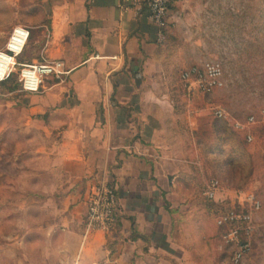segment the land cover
<instances>
[{"label": "crops", "instance_id": "0c3cea01", "mask_svg": "<svg viewBox=\"0 0 264 264\" xmlns=\"http://www.w3.org/2000/svg\"><path fill=\"white\" fill-rule=\"evenodd\" d=\"M118 2L41 0L46 20L33 26L25 62L58 59L66 72L31 93L23 151L43 177L58 176L53 196L68 264H215L214 214L185 192L179 177L191 171L180 167L184 147L174 143L198 122L168 100L172 86L157 82L162 45L146 10L123 11ZM93 180L116 189L119 219L108 240L85 231Z\"/></svg>", "mask_w": 264, "mask_h": 264}, {"label": "rangeland", "instance_id": "374dc122", "mask_svg": "<svg viewBox=\"0 0 264 264\" xmlns=\"http://www.w3.org/2000/svg\"><path fill=\"white\" fill-rule=\"evenodd\" d=\"M46 16L41 0H0V50L15 26H25L30 34L18 61L26 57L36 31L33 26ZM161 45L163 61L158 70L165 75L157 82L172 86L168 100H173L179 113H186L189 123L198 122L192 132L188 125L184 141L174 142L178 148L184 147L180 154L185 162H180V167L191 171L189 176L179 177L187 187L185 192L193 197V203L196 200L204 206L206 184L217 178V197L227 201L213 206L214 211L229 202L237 206V190L252 192L261 206L253 213L251 248L240 264H264V0H174ZM215 60L223 70L222 87L202 93L195 85L191 90L184 86L182 70ZM17 72L18 67L14 76L0 84V264H68L72 256L61 252L63 238L53 196L58 176L49 173L43 177L37 159L23 151L27 141L21 130L25 117L31 115L26 110L31 93L22 90ZM217 108L227 114L230 129L223 130L228 134L224 144L232 151V162L224 163L226 153H220V165L214 167V153L208 151ZM249 117H253L250 122ZM235 121L244 129L236 128ZM212 169H217L216 174ZM99 182L93 180L88 195ZM116 227L104 233L106 239L115 234ZM219 233L221 250L211 252L215 264H232Z\"/></svg>", "mask_w": 264, "mask_h": 264}, {"label": "built area", "instance_id": "2783aa9c", "mask_svg": "<svg viewBox=\"0 0 264 264\" xmlns=\"http://www.w3.org/2000/svg\"><path fill=\"white\" fill-rule=\"evenodd\" d=\"M169 0H119L121 10L128 9L146 10L148 18L156 27V41L163 44L166 40L167 12ZM29 30L25 26H15L5 44L0 50V81L6 79L11 73L18 70V81L23 91L37 93L48 78L59 79L66 71L61 60H42L33 63L17 62L18 55L23 51L28 38ZM180 78L186 87L195 85L202 93L223 86V70L220 62L208 61L192 65L182 70ZM217 117L226 118L223 109L217 108ZM249 117L248 121H252ZM236 128L243 124L234 122ZM248 139H251L248 136ZM219 189V182L211 179L203 194L206 198L214 199L215 192ZM237 206L215 216L217 226H226L224 240L232 244L233 250L230 257L232 264H240L251 248V234L253 231V213L260 209V200L252 193L237 190ZM119 219L118 199L115 187L107 181H100L86 197V212L84 226L86 232L102 231L109 233Z\"/></svg>", "mask_w": 264, "mask_h": 264}, {"label": "trees", "instance_id": "16d2710c", "mask_svg": "<svg viewBox=\"0 0 264 264\" xmlns=\"http://www.w3.org/2000/svg\"><path fill=\"white\" fill-rule=\"evenodd\" d=\"M174 0H169V3H168V12H167V17H168V15H169V10H170V8H171V6H172V2H173ZM23 51H24V49H23ZM23 51L21 52V54L23 53ZM20 54V55H21ZM20 55H18V57H17V62L19 63V64H22V63H27V64H29V62H25V58L24 57H21V59L18 61V58H19V56ZM19 68H20V66H18V70H19ZM17 75H18V72L16 73ZM12 76H14V73H11L6 79H4V80H1L0 81V84H4L7 80H8V78L10 77H12ZM9 78V79H10ZM20 87H21V85H20ZM225 128V129H221V128ZM228 129H230L229 127H227V125H226V120H224V119H222V118H219V117H215V119L213 120V123H212V128H211V131H210V133H211V137H212V142H211V144H212V146H211V148L209 149V151L208 152H212V153H214L213 155V159H215V165H213L214 167H216V166H218V165H220V161L218 162V159H219V154L220 153H226V155H225V159L223 160V162L224 163H229V162H232V151H230L226 146H225V140H227V137H228V134L226 135V134H224V132H223V130H228ZM230 138V137H229ZM199 140H200V136L199 137H197V142H199ZM210 144V145H211ZM207 154V153H206ZM217 170V169H216ZM216 170H214V169H212V172L213 173H215L216 174ZM200 187L202 188L203 186H202V183H200ZM202 201H203V203H204V206H206L207 208H208V210L210 211V212H212L213 214H214V218H215V216L216 215H218V214H220V213H223V212H226V211H228V210H230V209H232V208H234L235 207V205H233V204H231L230 202H229V204H227L226 206H224L222 209H220V210H215L214 211V208H213V206H216V205H219L220 203L222 204L223 202H226L227 200H220V201H214L213 199H209V198H202ZM230 201V200H229ZM217 226V225H216ZM218 231L220 232L219 233V235H221V238H220V240H221V242L223 243V250H224V253L225 252H227L228 251V253H229V257H231V254H232V250H233V245L232 244H230V243H227L225 240H224V234H225V232L227 231V227L226 226H217V233H218ZM220 237V236H219ZM218 237V238H219ZM217 237H216V240L218 241V242H220L219 241V239H218ZM230 259V258H229Z\"/></svg>", "mask_w": 264, "mask_h": 264}]
</instances>
